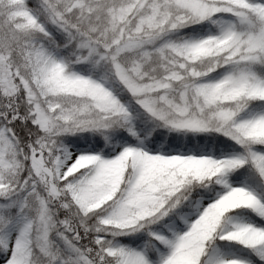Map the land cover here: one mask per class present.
<instances>
[{
    "label": "snow or ice",
    "instance_id": "snow-or-ice-1",
    "mask_svg": "<svg viewBox=\"0 0 264 264\" xmlns=\"http://www.w3.org/2000/svg\"><path fill=\"white\" fill-rule=\"evenodd\" d=\"M0 264H264V0H0Z\"/></svg>",
    "mask_w": 264,
    "mask_h": 264
},
{
    "label": "trees",
    "instance_id": "trees-1",
    "mask_svg": "<svg viewBox=\"0 0 264 264\" xmlns=\"http://www.w3.org/2000/svg\"><path fill=\"white\" fill-rule=\"evenodd\" d=\"M82 135H84V136H88V135H90L89 133H83ZM94 138H96V137H94ZM71 139H75V137H71Z\"/></svg>",
    "mask_w": 264,
    "mask_h": 264
}]
</instances>
